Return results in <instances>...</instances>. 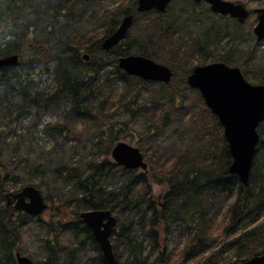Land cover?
Here are the masks:
<instances>
[{"label": "trees", "instance_id": "trees-1", "mask_svg": "<svg viewBox=\"0 0 264 264\" xmlns=\"http://www.w3.org/2000/svg\"><path fill=\"white\" fill-rule=\"evenodd\" d=\"M188 1L186 15H196L194 5ZM135 4L136 0H122L117 6L107 0L1 2L0 29L8 28L10 34L0 40V57L16 53L19 62L0 66V264H16L14 255L20 251L22 238L20 227L30 219L7 204L6 184L15 180L11 176L16 174L5 166L3 158V136L14 131L15 124L19 125L25 117L29 118V133L18 135L17 150L20 152L25 142H32L28 135L37 137L34 144L45 163L43 174L67 189L59 201L63 203L67 193L69 199L65 203L73 210L68 223L49 222L42 227L50 231V237L40 243L44 256L37 264H107L91 231L79 217L83 209H109L115 214L117 224L110 235L115 264H231L264 251V121L258 127L260 138L246 186L237 175L228 172L231 156L227 143L223 134L219 138L218 131L210 127L221 125L206 107L205 116L195 114L198 123H193L181 145L187 146L194 138L211 142L200 144L189 157L173 152L177 155L172 156V163L164 152L160 153L159 146L156 154L161 156L157 157L153 172L150 168L143 172L117 166L110 157V149L117 141L114 134L99 137L101 155L80 143L81 132L86 129L80 132L75 127L77 122L93 123L95 117L113 115L121 108L147 122L151 114L159 116L156 109L151 112L145 110L144 104H137L133 91L155 85L154 90L148 89L149 97L164 100L170 82L163 84L127 75L117 66L120 56L139 54L162 64L166 61L171 67L175 59L181 65L171 68L172 77L179 76V85L185 86V78L195 66L188 60H205L209 52L204 45L216 43V31L211 26L201 31L208 39L207 43L202 42L204 45L198 44L195 35L188 41L180 40L182 23L172 19L168 6L164 13H142L149 17L139 24L135 35L127 32L121 42L104 50L103 38L117 27L123 15L132 13L133 24L138 22L142 14L136 13ZM233 25L238 26L235 22ZM98 29L103 31L95 38ZM216 37L220 39L218 34ZM196 52L201 55L194 57ZM84 53L88 60L83 59ZM48 63L51 70L46 73ZM35 68L39 69L37 73ZM176 68L182 72L178 74ZM46 74L51 85L45 88L39 79ZM255 78L264 84V76ZM113 96L118 101L116 107ZM169 98L173 100V96ZM197 99L203 104L200 95ZM47 114H60L61 121L46 123L41 131L38 126ZM44 137L53 143L46 150L38 144V138ZM65 142L72 143L67 151L63 148ZM201 147L205 153L200 152ZM29 159L25 156L10 165L14 171L29 173L35 169ZM152 180L168 185L159 198L152 193ZM222 211L225 240L217 246V238L212 237L210 230ZM181 239L185 241L181 249L165 250L168 242L177 248ZM174 251L179 254L175 256Z\"/></svg>", "mask_w": 264, "mask_h": 264}, {"label": "rangeland", "instance_id": "rangeland-1", "mask_svg": "<svg viewBox=\"0 0 264 264\" xmlns=\"http://www.w3.org/2000/svg\"><path fill=\"white\" fill-rule=\"evenodd\" d=\"M121 1L122 0H107V3L117 6ZM229 1L241 2L250 11L249 17L244 23L240 24L237 23L233 18L213 13L210 11L208 4L205 2L196 4L193 0H190V2H192L191 4H193L195 7L194 11L197 12L196 15H186L187 11L185 8L190 5L188 0L172 1L169 5V13L172 15V19L176 20L177 23L180 25L182 23V29L179 33L180 40L188 41L191 36L195 35L199 38L197 40L198 44L204 45L202 42L204 41L207 43L208 39H205V36L202 35L203 33L201 31L205 30L207 26H211L210 28L216 31V34L213 38V42L216 43L211 44V46H207L206 44L204 45L205 49L209 52L207 55L208 58H205V60L200 62L197 61V58L190 59L188 62H192V64L195 66L213 61L227 62V64L230 66H239L244 77L249 82L253 84H259L257 81H255L257 80L255 77L264 76V39L261 41H256L255 39L253 26L256 24V13L253 11V9L264 6V0ZM1 2H4V0H0V4ZM148 17V14H142L139 17L138 22L136 24H132L130 27L128 31L129 36L135 35L138 32L139 24L144 22ZM233 22L237 23L238 26L235 27ZM102 31V29H98L95 31L93 36H95V38L98 36L99 38ZM9 34L10 31L8 28L3 30L0 29V40L6 39ZM217 34L219 35L220 39H217ZM26 51L28 52V50ZM200 55V52H196L193 56L197 57ZM240 60L242 64H240L241 62L238 64V61ZM172 63V67H180L181 65L180 62L176 63L175 59ZM164 64L172 68L168 62L164 61ZM47 67L46 73L51 70V64L48 63ZM176 70L178 71V74L182 72L179 68H176ZM34 71L37 73L39 69L35 68ZM35 78H37V76ZM179 79V76L174 78L172 77L170 83L168 84L169 87L166 88V91L164 92V100L159 96H157L156 99L149 97L148 89L154 90L153 88L155 85L152 87L151 84H147L145 89H135V91H133L137 98H135L137 100V104H144V107L146 108L145 110L151 112L156 109V112L159 115L158 117L151 114L148 116L149 118L147 122L141 116H131L128 111H124L123 108H121L120 112H114L113 115L108 113L101 117H95L93 123L77 122L75 127H77L80 132L82 129H86L85 131L81 132L83 141H80V143L85 146L86 149L88 146H90V150H93V152L101 155L103 154V151L98 149V141L100 140L99 137L103 136V138H109L113 137L114 134V136H117V141H124L140 148L144 155V159L147 161V163L149 162L148 168H150V172H153L156 169L157 157L161 156L160 154H156V150L159 148V146L161 147L160 153L164 152L165 158L168 159L170 163L175 161V158L172 156L177 152L186 157L191 156L193 149L199 148L200 144L204 146L209 144L211 139L206 140L205 138H194L191 139L189 143H187V146H182L181 142L182 140L187 139L193 123L195 121L198 123L199 118L196 120L195 114L200 117L205 116L207 112L204 102L201 104V102L197 99L199 92L187 85L186 78L185 86H180L178 82ZM39 80H41L42 87L46 88L47 86L51 85V80L48 74ZM171 88H173L172 91H170ZM118 94H121V91H119ZM169 96H173V100H171ZM117 97L119 98V96ZM116 100V96H113V102H115L114 107L118 105V101ZM41 120L43 121L38 126V129L42 131L46 123L53 124V122L55 123V120L61 121V116L60 114H47L44 115ZM165 120H167L166 123H163ZM28 123L29 118L25 117L19 125L15 124L13 129L14 131H8L7 134L3 136V141L6 145V150L4 152L5 155L3 158L6 163L5 166L8 169L11 168V172L16 174L11 176V178L15 180L9 181L6 184V189H8L7 192H16L25 185H33L41 191L46 203L48 204L47 208L40 215L37 217H30V219H27L26 223L20 227V236L22 237L19 242L20 252L30 257L37 263L41 262L44 256V253H42V250L40 249V243L42 240H45V238L50 237V231L47 228L43 229L42 227L49 222L60 221L61 223H68L72 218L73 210L67 205V203H65V201L69 199L67 193L63 198L64 202L62 203L59 201L60 196H62V193L67 192V189L60 184L56 185V183L50 179L51 177L43 174V170H45V163L39 156V152H36V147L34 144L37 137H35V135H28L27 138L32 142H25L23 147H21V151L19 152L17 150V137L20 134L29 133L27 129ZM99 127L100 129H98ZM210 127L218 131V136L221 138V135L223 134L222 127L219 128L216 125H211ZM114 128H118V130L116 129L115 131ZM2 130L3 126H0V131ZM102 130L104 131L102 132ZM38 140V144L43 147L42 150L49 149L50 146L53 145L52 140L49 138L44 137L41 140L38 138ZM71 144L72 143L70 142H65L63 144L64 150L67 151ZM200 150V152H206V149H202V147ZM175 151L177 152L173 153ZM81 152L84 153V150ZM25 156L30 158V163L34 165L35 169H32V171L29 173L21 169L14 171V169H12V165H10V162H19ZM29 180H31V182ZM150 183L152 193L158 198L168 189V185L165 181L160 180L156 182L152 180ZM226 205L227 203L223 206V208H225ZM113 215L115 216L114 213ZM222 215L223 211L214 218L210 230L212 237L215 239L217 238V246H220L225 240L223 230L224 225L223 222L221 223V220L223 219ZM221 229L223 232H220ZM184 244L185 241L181 239L177 244V248L176 246L174 248L173 243L168 242V244H165V250H178L181 249ZM174 254L175 256L178 255L179 251H174Z\"/></svg>", "mask_w": 264, "mask_h": 264}, {"label": "water", "instance_id": "water-1", "mask_svg": "<svg viewBox=\"0 0 264 264\" xmlns=\"http://www.w3.org/2000/svg\"><path fill=\"white\" fill-rule=\"evenodd\" d=\"M172 0H136L135 11L144 13L155 9L165 12ZM205 1L214 13L229 15L237 22L243 23L249 11L240 2L229 0H194ZM257 22L253 27L256 41L264 39V6L254 10ZM132 13L123 15L114 31L103 38L101 47L109 50L123 40L133 23ZM88 59V54L83 55ZM18 54L12 53L0 57V66H14L18 63ZM117 66L126 74L144 80L158 81L167 84L173 71L164 64L143 56L128 54L117 60ZM186 83L201 94L205 105L214 114L222 126L224 138L231 155L228 172L236 174L244 186L248 184L256 146L259 141L258 125L264 120V84L248 82L238 66H229L221 61H214L195 66L186 77ZM113 161L127 168L147 169V163L140 149L124 141L116 142L110 151ZM13 207L29 215L36 216L47 208L41 191L26 185L20 190L10 193ZM9 197V194H8ZM8 202H10L8 198ZM82 221L90 229L94 239L100 246L101 253L107 264H115V256L110 242V233L116 219L110 210H84L79 214ZM16 264H36L28 256L15 253ZM231 264H264V251L244 261Z\"/></svg>", "mask_w": 264, "mask_h": 264}, {"label": "bare ground", "instance_id": "bare-ground-1", "mask_svg": "<svg viewBox=\"0 0 264 264\" xmlns=\"http://www.w3.org/2000/svg\"><path fill=\"white\" fill-rule=\"evenodd\" d=\"M199 95V94H198ZM201 97V96H200ZM214 125V124H213ZM212 128V127H211ZM213 132V131H212ZM216 133V132H215ZM218 134V133H217ZM218 143V142H217ZM117 255V254H116Z\"/></svg>", "mask_w": 264, "mask_h": 264}]
</instances>
